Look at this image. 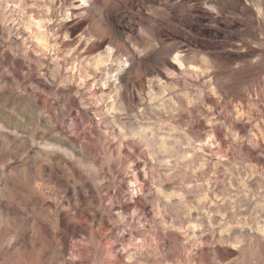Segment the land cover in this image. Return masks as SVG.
<instances>
[{
	"label": "clouds",
	"instance_id": "obj_1",
	"mask_svg": "<svg viewBox=\"0 0 264 264\" xmlns=\"http://www.w3.org/2000/svg\"><path fill=\"white\" fill-rule=\"evenodd\" d=\"M251 159L264 0H0V264H264Z\"/></svg>",
	"mask_w": 264,
	"mask_h": 264
},
{
	"label": "rangeland",
	"instance_id": "obj_2",
	"mask_svg": "<svg viewBox=\"0 0 264 264\" xmlns=\"http://www.w3.org/2000/svg\"><path fill=\"white\" fill-rule=\"evenodd\" d=\"M3 56H4L5 60H11L12 59V53L10 51H5L3 53ZM253 131H255V130H253ZM251 163L253 165H256L257 167H259L260 164H264V160L257 161L256 159H251ZM245 174L246 173H240L241 176H244ZM259 179H260L259 177H253L252 180L247 181L248 187L253 189V191H255L257 186H258L257 182L259 181ZM240 203L246 209H249V208H251L252 204H255V201L249 202L248 200H245L243 197H241Z\"/></svg>",
	"mask_w": 264,
	"mask_h": 264
}]
</instances>
